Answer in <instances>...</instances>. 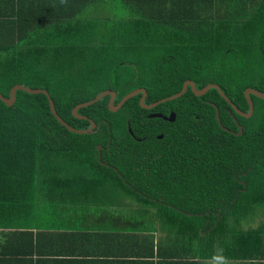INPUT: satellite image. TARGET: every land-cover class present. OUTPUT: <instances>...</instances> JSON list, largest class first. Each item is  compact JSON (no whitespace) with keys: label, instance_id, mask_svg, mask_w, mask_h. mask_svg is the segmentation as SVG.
<instances>
[{"label":"trees","instance_id":"1","mask_svg":"<svg viewBox=\"0 0 264 264\" xmlns=\"http://www.w3.org/2000/svg\"><path fill=\"white\" fill-rule=\"evenodd\" d=\"M124 2L130 11L116 21L77 19V32L5 29L0 93L8 97L17 83L44 88L59 116L77 129L89 120L75 117L73 107L105 89L116 92L117 103L143 87L148 104L177 93L187 79L196 88L216 83L243 112L247 87L264 93V0ZM140 96L115 112L108 95L79 108L77 114L99 123L89 134L61 125L42 93L17 90L11 106L0 100V202L21 203L31 187L57 176L113 187L200 241L240 248L245 237L262 241L264 223L241 225L264 206V99L250 95L254 110L246 118L215 88L196 96L188 87L152 109L140 106ZM213 104L223 126H243L241 135L219 126ZM167 109L176 113L173 122L147 117ZM146 146L158 155L149 157Z\"/></svg>","mask_w":264,"mask_h":264},{"label":"crops","instance_id":"2","mask_svg":"<svg viewBox=\"0 0 264 264\" xmlns=\"http://www.w3.org/2000/svg\"><path fill=\"white\" fill-rule=\"evenodd\" d=\"M125 3L0 0V34L8 27L15 34H60L68 26L77 32V19L109 24L130 11ZM125 200L108 185L57 176L31 187L22 204L2 200L0 264H264V235L259 242L245 237L242 249L213 245Z\"/></svg>","mask_w":264,"mask_h":264},{"label":"water","instance_id":"3","mask_svg":"<svg viewBox=\"0 0 264 264\" xmlns=\"http://www.w3.org/2000/svg\"><path fill=\"white\" fill-rule=\"evenodd\" d=\"M190 88L191 91L196 95V96H201L203 94H205L210 88H215L217 89V91L220 93V95L230 104V106L232 107V109L238 113L239 115H242L246 118L250 117L253 113V103H252V100L250 98V95H255L257 97H260V98H263L264 99V93H261L260 91L254 89V88H251V87H247L245 90H244V96L247 100V103H248V111L247 112H243L241 111L221 90L220 86L216 83H208L206 84L205 86H203L202 88H196L195 86V83L192 81V80H185L182 84V87H181V90L178 91L177 93H174L170 96H167V97H164V98H161L157 101H154L152 103H145L144 100H145V96H146V90L145 88L143 87H139V88H136V89H133L131 91H129L128 93H126L120 100L119 102L117 103H114V99H115V96H116V92L114 90H111V89H105L101 92H99L93 99L89 100V101H85V102H82V103H78L77 105H75L72 109V113L75 117L79 118V119H87L89 120V127L86 128V129H77L75 127H72L70 126L69 124H67L60 116L59 114L57 113L56 109H55V106H54V102L52 100V98L50 97V94L49 92L44 89V88H30V87H27L23 84H14L10 90H9V95L8 97L4 96L2 93H0V100L7 106H11L14 104L16 98H15V94H16V91L17 90H22V91H25L29 94H38V93H42L44 94L47 99H48V103H49V108H50V111L51 113L54 115V117L57 119V121L65 126V128L67 130H69L70 132H73V133H78V134H89V133H92L94 131V129L99 125V123H95L92 119L88 118L87 116H84V115H79L77 114V110L81 107H87L93 103H95L96 101L100 100L102 97L108 95L109 96V99H108V108L110 111L112 112H115L117 111L122 105L123 103L128 100L129 98L137 95V94H141L140 98H139V104L142 108L144 109H152L154 108L155 106L159 105L160 103H163V102H166V101H170L172 99H175L179 96H181L183 93H185V91L187 90V88ZM213 106L215 107V118L219 124V126L227 131V132H230V133H233L237 136L241 135L242 134V131H243V126L239 123H237V131H233V130H230L229 128L225 127L222 125L221 123V120L219 118V110H218V107L213 104ZM160 117L161 115L160 114H150L149 117ZM175 118V114L174 113H170V115L168 117H166L165 119L169 120V121H173ZM162 135H158V138H161ZM97 150L99 152V159H100V150H101V145H97Z\"/></svg>","mask_w":264,"mask_h":264},{"label":"rangeland","instance_id":"4","mask_svg":"<svg viewBox=\"0 0 264 264\" xmlns=\"http://www.w3.org/2000/svg\"><path fill=\"white\" fill-rule=\"evenodd\" d=\"M125 198L130 204L134 203V201H133L134 199H132L131 196L125 195ZM260 223H264V206L258 207L256 214L253 217H251L247 222H243L241 226L243 229L244 228H253V227H256ZM221 240H224L223 237Z\"/></svg>","mask_w":264,"mask_h":264},{"label":"flooded vegetation","instance_id":"5","mask_svg":"<svg viewBox=\"0 0 264 264\" xmlns=\"http://www.w3.org/2000/svg\"><path fill=\"white\" fill-rule=\"evenodd\" d=\"M170 113H174L175 114V118H174V120H175L176 119V113L172 109L163 110L162 112H160V111L150 112V113L147 114V117L148 118H154V117H149V115L150 114H160L161 116L160 117L157 116V118L161 119L162 121H164L166 123H170V122H173L174 120L173 121H169V120L165 119L166 117H168L170 115ZM158 125L165 126L166 124L158 123ZM158 135H162V137H163V134H157L156 135L157 138H158ZM161 138H159V139H161ZM146 149H147L146 150L147 154H149V157H156L158 155V153H156L157 150L155 148L150 147V146H146Z\"/></svg>","mask_w":264,"mask_h":264},{"label":"clouds","instance_id":"6","mask_svg":"<svg viewBox=\"0 0 264 264\" xmlns=\"http://www.w3.org/2000/svg\"><path fill=\"white\" fill-rule=\"evenodd\" d=\"M62 2H63V0H62Z\"/></svg>","mask_w":264,"mask_h":264}]
</instances>
